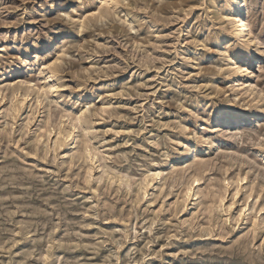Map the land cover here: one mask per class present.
<instances>
[{
	"label": "rangeland",
	"instance_id": "obj_1",
	"mask_svg": "<svg viewBox=\"0 0 264 264\" xmlns=\"http://www.w3.org/2000/svg\"><path fill=\"white\" fill-rule=\"evenodd\" d=\"M231 11L0 0V264H264V54L234 73Z\"/></svg>",
	"mask_w": 264,
	"mask_h": 264
},
{
	"label": "bare ground",
	"instance_id": "obj_2",
	"mask_svg": "<svg viewBox=\"0 0 264 264\" xmlns=\"http://www.w3.org/2000/svg\"><path fill=\"white\" fill-rule=\"evenodd\" d=\"M100 2V0H97ZM103 2V1H101ZM231 14L228 16L231 26H232V35L237 41V45L242 47L243 49H248V52L243 53L240 52L239 55L235 58L234 73H244L245 72V64L254 63L261 55L262 45L260 40L253 34L252 31L249 30L247 16L243 14V0H231ZM56 36H60V34L52 35L49 38L54 41ZM54 43H50L49 46L52 47ZM38 48L36 53H38ZM19 67V66H18ZM252 117L251 113H238V114H229L224 116L221 121V124H234L244 120H250ZM230 126V125H229ZM192 154L191 149L186 151L183 156L188 158ZM160 164V163H159ZM162 165V164H161Z\"/></svg>",
	"mask_w": 264,
	"mask_h": 264
}]
</instances>
